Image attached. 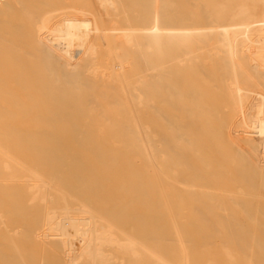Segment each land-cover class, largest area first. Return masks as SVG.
<instances>
[{
  "label": "bare ground",
  "instance_id": "obj_1",
  "mask_svg": "<svg viewBox=\"0 0 264 264\" xmlns=\"http://www.w3.org/2000/svg\"><path fill=\"white\" fill-rule=\"evenodd\" d=\"M93 1L0 0V264H264V0Z\"/></svg>",
  "mask_w": 264,
  "mask_h": 264
},
{
  "label": "rangeland",
  "instance_id": "obj_2",
  "mask_svg": "<svg viewBox=\"0 0 264 264\" xmlns=\"http://www.w3.org/2000/svg\"><path fill=\"white\" fill-rule=\"evenodd\" d=\"M58 3H63L64 5H73V6H83L89 11H96L94 1L93 0H56ZM174 6H176V10L180 16H182L185 19L188 18H195L200 19L201 13H202V6L205 4L206 8L208 10L213 11V8L215 6H221L223 3H225L227 0H169ZM132 5L130 6L129 11H135L136 8V0H132ZM191 13V14H189ZM26 43H30V40H27ZM195 82V80H194ZM198 83L197 91H202L207 93V97L212 103V106L209 111V118H208V124L206 125V131L208 132V135L206 137H203V142L199 143V146L207 147L208 150L206 152H202V154L207 155L211 159H216L221 155L220 150L218 149V143L216 140V123H217V115L220 114V109L213 106V103L215 99L217 98V89L214 88L213 83L210 81H207V86H204L203 80L198 79L196 81ZM224 113V111H223Z\"/></svg>",
  "mask_w": 264,
  "mask_h": 264
}]
</instances>
